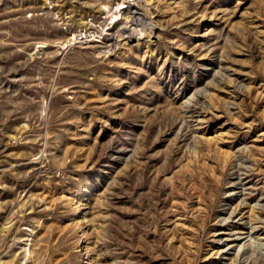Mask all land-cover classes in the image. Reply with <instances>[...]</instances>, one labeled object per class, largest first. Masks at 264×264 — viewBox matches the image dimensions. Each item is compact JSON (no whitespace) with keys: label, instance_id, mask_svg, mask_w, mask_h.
<instances>
[{"label":"rangeland","instance_id":"1","mask_svg":"<svg viewBox=\"0 0 264 264\" xmlns=\"http://www.w3.org/2000/svg\"><path fill=\"white\" fill-rule=\"evenodd\" d=\"M0 264H264V0H0Z\"/></svg>","mask_w":264,"mask_h":264}]
</instances>
